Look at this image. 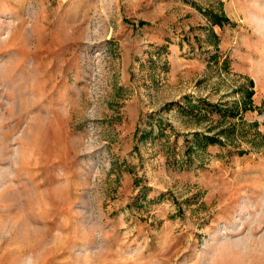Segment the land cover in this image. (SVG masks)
Segmentation results:
<instances>
[{"label": "rangeland", "instance_id": "rangeland-1", "mask_svg": "<svg viewBox=\"0 0 264 264\" xmlns=\"http://www.w3.org/2000/svg\"><path fill=\"white\" fill-rule=\"evenodd\" d=\"M0 264H264V0H0Z\"/></svg>", "mask_w": 264, "mask_h": 264}, {"label": "trees", "instance_id": "trees-1", "mask_svg": "<svg viewBox=\"0 0 264 264\" xmlns=\"http://www.w3.org/2000/svg\"><path fill=\"white\" fill-rule=\"evenodd\" d=\"M214 107H218V105H214ZM195 136H196V138H194L195 139V142L197 143L198 141H202L203 142V144H199L200 146H203V145H206V144H204V143H206V141H208V144L210 143V142H217V141H221L220 139H219V137H217V136H210V135H201V134H199V133H196L195 134ZM210 141V142H209Z\"/></svg>", "mask_w": 264, "mask_h": 264}]
</instances>
